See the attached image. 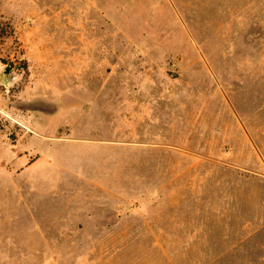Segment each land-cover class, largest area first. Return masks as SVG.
Wrapping results in <instances>:
<instances>
[{"label":"rangeland","instance_id":"1","mask_svg":"<svg viewBox=\"0 0 264 264\" xmlns=\"http://www.w3.org/2000/svg\"><path fill=\"white\" fill-rule=\"evenodd\" d=\"M0 264H264V0H0Z\"/></svg>","mask_w":264,"mask_h":264},{"label":"crops","instance_id":"2","mask_svg":"<svg viewBox=\"0 0 264 264\" xmlns=\"http://www.w3.org/2000/svg\"><path fill=\"white\" fill-rule=\"evenodd\" d=\"M30 1V0H29ZM37 1H41V0H36ZM72 1H79V2H83V1H90V0H72ZM28 2V1H27Z\"/></svg>","mask_w":264,"mask_h":264}]
</instances>
